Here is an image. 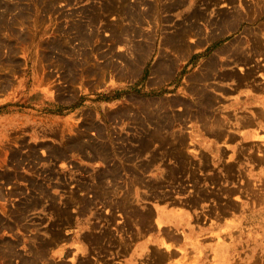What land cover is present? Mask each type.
<instances>
[{
    "label": "rangeland",
    "instance_id": "rangeland-1",
    "mask_svg": "<svg viewBox=\"0 0 264 264\" xmlns=\"http://www.w3.org/2000/svg\"><path fill=\"white\" fill-rule=\"evenodd\" d=\"M118 1L0 0V256L29 249L23 263L44 264L51 232V264H121L125 237L129 263L144 264L164 205L188 238L176 264H264V144L233 195L206 179L203 140L179 133L205 113L218 73L264 77V52L250 50L264 45V0ZM84 224L94 263L80 255Z\"/></svg>",
    "mask_w": 264,
    "mask_h": 264
},
{
    "label": "crops",
    "instance_id": "crops-1",
    "mask_svg": "<svg viewBox=\"0 0 264 264\" xmlns=\"http://www.w3.org/2000/svg\"><path fill=\"white\" fill-rule=\"evenodd\" d=\"M98 1L107 2L108 0ZM116 1L119 2L118 0H112V2ZM140 2L148 3V0H140ZM243 46L245 47V44ZM253 46L252 44L250 50L253 52L254 57L257 55L260 56L264 52V45L260 47V50L254 49ZM221 62H223V58H221ZM242 63L245 66L249 64L245 61H242ZM249 69L251 70V67L246 66L244 70H241L238 65L236 69H231L236 74L231 76L224 74L225 78L221 77V73H218L217 77L219 79L213 82L214 88H210L212 92L205 99L207 100L205 104L207 103L208 105L206 104L204 119L197 112L190 113L189 121L192 120V126H183L179 131V133H186L189 139L192 136H196L200 140H203L200 141V147L204 151V154L207 155L205 166L209 168L206 169V179L213 180L216 178L221 182L223 181L221 188L232 191L233 195H239L241 191L242 193L244 192L242 181L246 174L251 170L258 172V167H260L262 161L259 155V149L264 144L261 138L264 135V77L260 78L254 69H252V72H248ZM231 70L221 68L219 71L226 73ZM196 71L195 73L197 74ZM248 73L250 75H247ZM213 118L217 120L214 121ZM189 121L187 124L190 123ZM205 127L208 128L205 129ZM192 156L196 159L194 155ZM251 166H253L252 169ZM215 175L217 176L214 177ZM253 177H256L255 173H253ZM174 208H166L162 205L157 210L162 218V231L156 241L152 242L147 236L142 244V246L144 244L147 246L146 254L142 258L144 264H176L174 261L180 256L178 249L189 245L188 238L180 235L181 225L178 224H180L179 220L182 218V212ZM164 226H166V232H163L165 230ZM91 228L92 226L90 224L85 225L82 236L80 235L78 239L82 241L84 250H88V253L83 252L80 254L82 255L81 258L83 260H91L94 263L96 256L101 258V253L99 249H96L95 242L90 241L87 236ZM43 238L46 240L49 238L47 232ZM49 241L48 247L45 248L44 264H51L52 262L53 241L52 239ZM33 244H35L34 239L29 238L28 245L32 246ZM150 245L153 246L151 249H149ZM17 251L14 250L12 263H10V257L5 256V254L0 256L2 264H22L24 257L27 258L28 262H31V251L29 249H21L19 250V254ZM148 251H155L156 254L149 256ZM119 252L123 255L121 264H130L129 262L132 258V242L127 237L120 243ZM18 255L20 259H18ZM108 256L106 257L109 264H115L113 255Z\"/></svg>",
    "mask_w": 264,
    "mask_h": 264
},
{
    "label": "bare ground",
    "instance_id": "bare-ground-1",
    "mask_svg": "<svg viewBox=\"0 0 264 264\" xmlns=\"http://www.w3.org/2000/svg\"><path fill=\"white\" fill-rule=\"evenodd\" d=\"M180 1H182V0H180ZM164 7H165V6H164ZM129 10H130V9H129ZM130 11L132 12V15H131V16L134 15V17H136V16H137L136 14L140 12V10H138V6H137L136 4H134V3H133V5H132V8H131ZM198 11H200V10H198ZM198 11L193 12L194 15H196V13H199ZM146 12H147V11H146ZM147 13H148V12H147ZM200 13H202V12H200ZM148 14H149V13H148ZM190 15H192V14H190ZM225 20H227V19H225ZM228 20H230V19H228ZM231 20H232V19H231ZM226 22H227V21H226ZM221 24H222V23H221ZM226 24H227V23H226ZM229 25H230V22H229ZM223 26H225V24H224ZM230 26H231V25H230ZM180 30H181V29H180ZM184 30H188V29H187V28H186V29L184 28ZM181 31H182V30H181ZM177 32H180V31H177ZM182 32H184V31H182ZM186 33L189 34L188 31H187ZM179 34H180V33H179ZM184 34H185V33H184ZM180 35H182V34H180ZM175 36H176V35H175ZM182 36H184V35H182ZM178 37H179V36H178ZM184 38H185V37H184ZM182 39H183V38H181V40H182ZM172 40H173V39H172ZM183 40H184V39H183ZM140 44H141V43H140ZM140 44H139V45H140ZM185 44H186V43H185ZM185 44H184V45H185ZM139 45L136 46V47L139 48ZM140 46H141V45H140ZM141 47H143V46H141ZM141 47H140V48H141ZM236 48H238V47H236ZM254 48L257 49V50H260V45L258 44V46H254ZM141 49H142V48H141ZM134 50H135V48H134ZM136 50H138V49H136ZM139 50H140V49H139ZM140 51H141V50H140ZM144 51H145V48H144ZM142 54H144V53H142ZM136 56H137V55H136ZM136 56H135V57H136ZM137 57H139V56H137ZM135 59H136V58H135ZM241 59H242V58H241ZM212 60H213V59H212ZM247 60H248L247 57L243 59V61H247ZM213 62H214V61H212V62L210 63V65H213ZM160 63H161V60H159L158 63H157V70H158L159 72L164 70V68H163V67H164V64L161 65ZM136 64H137V63H136ZM167 64H168V63H167ZM207 66H208V65H207ZM207 66H205V71L202 72V74H203L205 77L207 76V74H210L209 71H211V70H210L209 68L212 67V66H209V67L207 68ZM161 67H162V68H161ZM155 69H156V68H155ZM165 69H166V68H165ZM248 72H250V71H248ZM235 74H236L235 71H232V72H231V75H235ZM231 75H230V76H231ZM247 75H250V73H248ZM208 76H209V75H208ZM245 78H246V76H245ZM193 89H194V88H193ZM196 89H197V88H196ZM196 91L198 92V90H196ZM212 95H213V94H212ZM208 97H209V94H207V93L204 94V96H202L203 99H206V98H208ZM206 101H207V100H206ZM201 103H202L203 105H205V102H204V101H202ZM206 104H207V103H206ZM209 104H210V103H209ZM207 105H208V104H207ZM207 105H206V106H207ZM159 109H160V108H159ZM201 109H202V108H201ZM160 114H161V113H160ZM180 114H181V113H179V115H180ZM197 114H198V113H197ZM208 114H209V116H211L210 113H208ZM200 115H201V114H200ZM202 115L204 116V114H202ZM159 116H160V115H159ZM206 116H208V115H206ZM206 116H205V117H206ZM159 118H160V117H159ZM202 118H203V117H202ZM214 118H215V117H214ZM214 118H213V119H214ZM157 119H158V118H157ZM157 119H156V120H157ZM203 119H204V118H203ZM216 120H217V119H216ZM216 120L214 119V121H216ZM204 121H205V120H204ZM204 121H203V122H204ZM217 122H218V121H217ZM205 123H206V122H205ZM156 124H158V123H156ZM207 128H208V127H205V129H207ZM222 131H223V130H222ZM141 142H142V141H141ZM87 144H88V143H87ZM91 144H93V143H91ZM81 145H83V143H82ZM85 145H86V144H85ZM85 145H83V146H85ZM140 145H141V144H140ZM83 146H82V147H83ZM143 146H144V145H143ZM140 147H142V145H141ZM79 148H80V147H79ZM95 148H96V147H95ZM33 149H34V148H33ZM49 149H50V148H49ZM49 149H48V151H49ZM58 149H59V148H58ZM58 149L55 148V153L59 154L58 156H60V155H62L63 150H60V149H59L60 151H57ZM83 149H84V148H83ZM96 149H97V148H96ZM98 149H99V148H98ZM53 150H54V149H53ZM221 150H222V149H221ZM50 151H52V150H50ZM13 152H14V151H13ZM30 152H31V151H30ZM224 152H225V151H224ZM236 152H237V150H236ZM50 153H51V152H50ZM106 153H107V152H106ZM30 154H31V153H30ZM15 155H16V154L14 153V154L12 155V157L14 158ZM34 155H35V154H34ZM63 155H64V154H63ZM29 156H30V155H29ZM13 158H12V159H13ZM46 158H47V157H46ZM256 158H258V157H256ZM256 158H255V159H256ZM259 158H260V157H259ZM17 159H18V158H17ZM17 159H16V160H17ZM20 159H21V158H20ZM23 159H24V158H23ZM40 159H41V158H40ZM255 159H254V160H255ZM47 160H48V159H47ZM20 161L22 162V160H20ZM20 161H19V162H20ZM255 161H256V160H255ZM231 163H232V162H231ZM232 164H233V163H232ZM232 166H233V165H232ZM225 168H226V167H225ZM232 168H233V167H232ZM232 168H230V169H232ZM227 169H228V168H227ZM49 170H50V172H51L52 168H49ZM235 170H236V169H235ZM50 172H49V173H50ZM46 176H47V175H46ZM5 177H6V176H5ZM7 177H8V176H7ZM32 180H33V179H32ZM35 184H36V183H35ZM37 184H38L37 186L40 188V190H39L40 193L43 194V197H44V198L47 197L46 199H48V197L50 196V193L48 192V190L46 189V187L44 186V184H43V185H42V184H39V182H38ZM140 184H141V183H140ZM33 186H34V184H33ZM70 194H71V193H70ZM126 196H127V195H126ZM37 198H39V197H37ZM50 198H51V197H50ZM127 198H128V197H127ZM41 199H43V198H41ZM51 199H52V198H51ZM75 199H76V198H75ZM38 200H39V199H38ZM38 200L36 199L35 201H37V202L39 203ZM73 200H74V199H73ZM69 201H70V200H69ZM29 202H30V201H28L26 204L29 205ZM123 202H124V201H123ZM35 203H36V202H35ZM65 203H66V202H65ZM124 203H126V202H124ZM70 204H71V203H70ZM86 204H87V203H86ZM27 205H26V206H27ZM37 205H38V204H37ZM48 205H50V206H49V209H50V211H52V206H53V204H51V202H50ZM71 205H72V204H71ZM87 205H88V204H87ZM122 205H123V204H122ZM124 206H126V205H124ZM127 206H128V205H127ZM65 207H66V206H65ZM65 207H64V208H65ZM46 208H47V207H46ZM62 208H63V207H62ZM22 210H23V209H22ZM62 211H64V210H61V213H62ZM66 211H67V210H65V212H66ZM65 212H63V213H65ZM135 213H136V212H135ZM136 214H137V213H136ZM139 214H142V213L139 212ZM144 214H145V213H144ZM62 215H63V214H62ZM64 216H65V215H64ZM141 217H142V216H141ZM67 218H69V217L67 216ZM147 218H148V217H147ZM140 219H141V218H140ZM68 220H69V219H68ZM143 220H144V218H143ZM55 235H56V234H55ZM49 236H50L49 239L46 240L45 238H43V240L41 241V243H42L43 246H46L48 243H50L49 240L54 238L51 232H50V235H49ZM52 237H53V238H52ZM52 241H53V240H52ZM54 242H55V241H54ZM98 242H99V241H98ZM166 245H168V244H166ZM160 258H161V257H160Z\"/></svg>",
    "mask_w": 264,
    "mask_h": 264
}]
</instances>
